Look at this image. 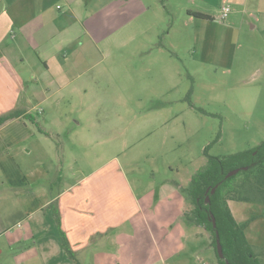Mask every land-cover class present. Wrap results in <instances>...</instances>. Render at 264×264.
Wrapping results in <instances>:
<instances>
[{"label": "rangeland", "instance_id": "obj_1", "mask_svg": "<svg viewBox=\"0 0 264 264\" xmlns=\"http://www.w3.org/2000/svg\"><path fill=\"white\" fill-rule=\"evenodd\" d=\"M156 1L169 3L167 80L152 76L149 54L141 52L155 36L154 32L146 35V28L157 25L159 17L153 15L154 21L146 17L144 33L133 41L130 20L125 18L130 0H125V12L121 21L117 19L122 33L111 32L101 43L83 38L80 43L84 42L92 69L32 114L58 137L52 141L61 149L59 172L71 177L101 169L106 182L120 188L127 183L146 199L142 213L107 234L101 251L106 264H217L210 233L181 220V212L192 206L174 183L187 186L209 157L250 150L264 141V74L260 73L264 64L252 68L248 82L227 77L208 51L198 52L202 32L187 22L185 9L192 5L187 0ZM189 1L201 6L221 3ZM248 38L241 35L242 46ZM251 38L264 47L262 36ZM259 49L252 52L257 59L264 54ZM97 127L105 140L100 145L92 137ZM235 182L241 185L244 177ZM256 191H251L255 202L229 206L238 223L250 221L245 235L264 263V200L263 193ZM136 246L139 251L133 254Z\"/></svg>", "mask_w": 264, "mask_h": 264}, {"label": "crops", "instance_id": "obj_2", "mask_svg": "<svg viewBox=\"0 0 264 264\" xmlns=\"http://www.w3.org/2000/svg\"><path fill=\"white\" fill-rule=\"evenodd\" d=\"M187 1L192 5L185 7L187 22L202 32L198 52L208 51L227 77H239L243 82L252 79V68L264 64V54L257 59L252 53L259 48L264 51V47L249 41L254 34L264 39V0H221L231 7L229 19L224 21L217 19L221 3L201 6ZM124 2L0 0V116L20 108L34 114L39 105L85 77L92 66L80 41L87 37L101 43L111 32L121 34L117 19L125 12ZM167 4L130 0L125 16L133 41L144 33L146 17L153 21V15L159 17L157 25L146 28V35L154 32L155 36L141 52L149 54L151 74L162 81L168 79L170 69ZM241 35L249 37L243 46ZM96 132L92 137L100 145L105 140L98 127ZM58 161L54 141L32 125L14 119L0 126V264H76L61 246L60 229L80 264H106L101 251L107 234L143 212L146 199L127 183L120 188L115 182H106L101 169L88 175L79 171L70 177L59 172ZM52 204L60 214V229ZM138 251L136 246L132 252Z\"/></svg>", "mask_w": 264, "mask_h": 264}, {"label": "trees", "instance_id": "obj_3", "mask_svg": "<svg viewBox=\"0 0 264 264\" xmlns=\"http://www.w3.org/2000/svg\"><path fill=\"white\" fill-rule=\"evenodd\" d=\"M193 15L211 20L204 14L195 13ZM190 96L191 93L188 98ZM14 119L29 121L38 133L50 137L55 142L58 138L45 131L37 117L24 108L1 115L0 126ZM56 145L59 150L58 154H60V145L57 143ZM235 170H239V172L228 178V174ZM240 177H244V182L241 185L235 184L237 183L235 181ZM174 184L192 206L190 211L185 208L181 220L196 227H202L210 233V245L216 255L217 264H227V262L230 264H264L248 243L245 235L250 221L238 223L229 206V202H255L251 196L252 190H257L259 195L263 193L264 200V141L250 150L225 157H209L207 163L191 175L187 186L180 182ZM213 189H215L214 194H212ZM207 197H210V203H207ZM52 207L55 210L54 216L60 229L59 211L55 204H52ZM213 217L216 219V227L213 224ZM59 240L65 253L76 264H80L61 229ZM218 240L221 242L224 258H220L218 254Z\"/></svg>", "mask_w": 264, "mask_h": 264}, {"label": "water", "instance_id": "obj_4", "mask_svg": "<svg viewBox=\"0 0 264 264\" xmlns=\"http://www.w3.org/2000/svg\"><path fill=\"white\" fill-rule=\"evenodd\" d=\"M245 169H247V168H245ZM238 172H239V170L232 171L228 174L227 177L228 178L232 177V176L236 175ZM214 193H215V189L212 190V194H214ZM207 203H210V197H207ZM213 224H214V227H216L217 224H216V219L214 217H213ZM217 243H218V248H217L218 254H219L220 258H224L223 248H222L220 240H218ZM227 264H230V263L227 262Z\"/></svg>", "mask_w": 264, "mask_h": 264}, {"label": "built area", "instance_id": "obj_5", "mask_svg": "<svg viewBox=\"0 0 264 264\" xmlns=\"http://www.w3.org/2000/svg\"><path fill=\"white\" fill-rule=\"evenodd\" d=\"M230 13H231V7L228 4H226L225 6H223L221 8L220 15L217 19L219 21H224V20L228 19Z\"/></svg>", "mask_w": 264, "mask_h": 264}]
</instances>
